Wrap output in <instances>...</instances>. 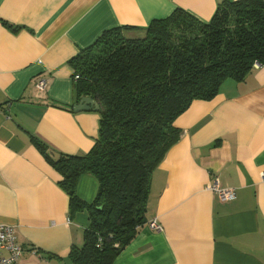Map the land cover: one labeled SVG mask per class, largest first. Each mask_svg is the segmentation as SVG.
I'll return each mask as SVG.
<instances>
[{"label":"crops","instance_id":"0c3cea01","mask_svg":"<svg viewBox=\"0 0 264 264\" xmlns=\"http://www.w3.org/2000/svg\"><path fill=\"white\" fill-rule=\"evenodd\" d=\"M222 1L0 0V223L23 246L12 264H67L89 223L86 211L69 214L60 174L31 140L74 155L98 137V112L73 110L71 59L106 30L126 26V38H143L176 9L207 22ZM173 125L181 137L153 172L147 222L112 264H264V67L227 78ZM215 180L236 197L220 201ZM97 189L94 176L79 177L80 199L91 202Z\"/></svg>","mask_w":264,"mask_h":264},{"label":"trees","instance_id":"16d2710c","mask_svg":"<svg viewBox=\"0 0 264 264\" xmlns=\"http://www.w3.org/2000/svg\"><path fill=\"white\" fill-rule=\"evenodd\" d=\"M127 28L104 31L70 61L75 101L98 103L92 148L47 152L31 137L61 176L69 214H88L67 264H112L147 222L153 172L181 137L174 120L193 100L212 99L227 78L242 81L255 65L264 67V0H223L207 22L176 9L152 20L143 38H126ZM82 174L98 182L91 202L77 195Z\"/></svg>","mask_w":264,"mask_h":264},{"label":"built area","instance_id":"2783aa9c","mask_svg":"<svg viewBox=\"0 0 264 264\" xmlns=\"http://www.w3.org/2000/svg\"><path fill=\"white\" fill-rule=\"evenodd\" d=\"M78 76L75 75L74 78ZM37 87L40 91L47 88V80L40 78L37 81ZM210 191L222 202L231 201L236 197V191L232 187H221L215 180L209 187ZM148 226L155 230H160V225L151 220ZM23 253V246L17 241L15 236V227L9 224L0 223V264H12L19 260Z\"/></svg>","mask_w":264,"mask_h":264},{"label":"water","instance_id":"95a60500","mask_svg":"<svg viewBox=\"0 0 264 264\" xmlns=\"http://www.w3.org/2000/svg\"><path fill=\"white\" fill-rule=\"evenodd\" d=\"M89 109H98V103L91 97L83 96L73 104L74 111L89 110Z\"/></svg>","mask_w":264,"mask_h":264}]
</instances>
